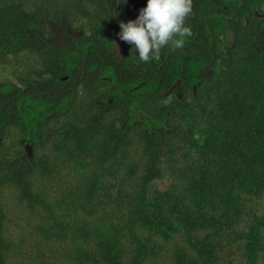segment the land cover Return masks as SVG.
<instances>
[{"label": "trees", "instance_id": "obj_1", "mask_svg": "<svg viewBox=\"0 0 264 264\" xmlns=\"http://www.w3.org/2000/svg\"><path fill=\"white\" fill-rule=\"evenodd\" d=\"M263 4L145 63L147 0H0V264H264Z\"/></svg>", "mask_w": 264, "mask_h": 264}, {"label": "clouds", "instance_id": "obj_2", "mask_svg": "<svg viewBox=\"0 0 264 264\" xmlns=\"http://www.w3.org/2000/svg\"><path fill=\"white\" fill-rule=\"evenodd\" d=\"M192 6V0H147L135 21L120 23L119 37L133 46L140 61L158 60L164 47L172 43L180 48L191 35L185 24Z\"/></svg>", "mask_w": 264, "mask_h": 264}, {"label": "flooded vegetation", "instance_id": "obj_3", "mask_svg": "<svg viewBox=\"0 0 264 264\" xmlns=\"http://www.w3.org/2000/svg\"><path fill=\"white\" fill-rule=\"evenodd\" d=\"M264 9V4L262 5V7H261V10H263ZM254 15L256 16V17H259V18H261V19H264V11H259L258 9L257 10H255L254 11ZM129 21V20H128ZM117 31H121V28L120 29H115V31H114V35L112 36V40H113V42H114V48H113V51H114V49H115V47H116V43H115V39H117L118 40V42L120 43V45L122 46V44H121V41H120V39L117 37ZM59 37H62L61 35L59 36ZM197 37H200V34H199V29H198V33H197V35L195 36V38H197ZM123 47V46H122ZM195 48V47H194ZM124 50V49H123ZM115 52V51H114ZM116 53V52H115ZM178 53H179V56H182L185 52L184 51H178ZM119 55V54H118ZM120 56V55H119ZM124 56V55H123ZM202 57H203V59H204V61H205V63H204V68H202L203 70H200V72H201V74H203V75H209L210 74V72H211V68H212V66H213V63H214V59H212V60H210V61H207V58L204 56V55H202ZM201 59V58H200Z\"/></svg>", "mask_w": 264, "mask_h": 264}, {"label": "water", "instance_id": "obj_4", "mask_svg": "<svg viewBox=\"0 0 264 264\" xmlns=\"http://www.w3.org/2000/svg\"><path fill=\"white\" fill-rule=\"evenodd\" d=\"M263 16H264V15H263ZM114 41H115V43H116V47H115L114 51H115L117 54H119L120 57H123V55H124L123 47L120 45V43L118 42L117 39H115ZM178 82H179V81H178ZM178 82L175 83V84L173 85V88L178 84ZM27 149H28V151H29V153H30V148H29V146L27 147Z\"/></svg>", "mask_w": 264, "mask_h": 264}]
</instances>
